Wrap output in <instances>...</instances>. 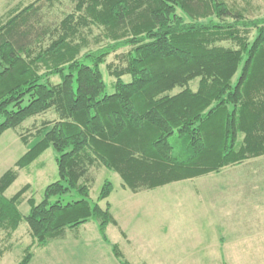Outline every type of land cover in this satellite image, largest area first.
Wrapping results in <instances>:
<instances>
[{"label":"trees","instance_id":"trees-1","mask_svg":"<svg viewBox=\"0 0 264 264\" xmlns=\"http://www.w3.org/2000/svg\"><path fill=\"white\" fill-rule=\"evenodd\" d=\"M40 1L0 19V139L32 117L56 115L18 134L27 152L0 177V244H8L0 257L23 223L31 243L18 264L90 221L106 241L117 221L100 201L114 188L107 179L91 199L97 164L138 193L264 156V16L248 18L228 0H74V11L52 24ZM119 50L121 61L109 62ZM49 148L59 179L43 200L27 196L31 184L6 197Z\"/></svg>","mask_w":264,"mask_h":264},{"label":"rangeland","instance_id":"rangeland-1","mask_svg":"<svg viewBox=\"0 0 264 264\" xmlns=\"http://www.w3.org/2000/svg\"><path fill=\"white\" fill-rule=\"evenodd\" d=\"M35 1L0 0V19L6 21L17 8ZM228 1L236 7H245L248 18L264 16V0ZM38 5L45 23L52 24L75 9L74 0H57L51 5L42 0ZM99 33V29L94 28L91 38ZM122 51L112 54L108 61L120 62L118 55ZM103 70L107 93H113V79L105 66ZM125 78L130 80L129 76ZM198 82L195 79L190 86L196 89ZM55 117L54 113L38 115L3 134L0 177L27 152L18 134L27 129L37 130L43 122H52ZM58 179L56 152L49 148L30 168L20 170L18 179L5 195L10 198L26 184H31L27 196L40 202L46 186ZM107 179L112 181L114 189L100 204L110 203L111 212L120 224L108 225V239L102 238L98 223L90 221L68 229L64 238L54 240L47 248L35 247V257L30 264H122L115 256V247L130 264H264V156L231 165L219 173L138 193L124 187L118 173L97 164L88 174L93 201L98 200ZM75 197L66 195L64 200ZM55 200L57 197L53 198ZM20 209L28 213L30 206L25 201ZM19 231L18 240L0 257V264H18L24 249L31 243L28 224L23 223ZM129 236L133 239L127 240ZM7 246L0 244V249Z\"/></svg>","mask_w":264,"mask_h":264},{"label":"crops","instance_id":"crops-1","mask_svg":"<svg viewBox=\"0 0 264 264\" xmlns=\"http://www.w3.org/2000/svg\"><path fill=\"white\" fill-rule=\"evenodd\" d=\"M26 153V152H25ZM24 153V154H25ZM23 154V155H24ZM22 155V156H23ZM21 156V157H22ZM39 166H40V163H39ZM29 168H30V166H29ZM227 168H229V167H227ZM26 169V168H25ZM28 172H30V169H28ZM116 221H117V226H119L120 224H119V221L117 220V218H116ZM22 225V224H21ZM20 230V228L16 231V233L14 234V238H13V243L15 242V240H18V237H19V235H18V233L20 232L19 231ZM28 233V232H27ZM21 237V236H20ZM126 237V236H125ZM133 239L131 236H129V238H127V240H129V239ZM0 242H2V233L0 232ZM132 242H133V240H132ZM221 244V243H220Z\"/></svg>","mask_w":264,"mask_h":264}]
</instances>
